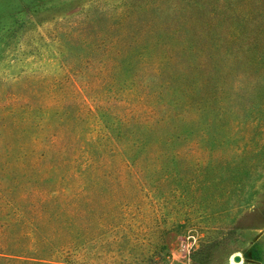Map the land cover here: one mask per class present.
<instances>
[{
    "label": "rangeland",
    "instance_id": "1",
    "mask_svg": "<svg viewBox=\"0 0 264 264\" xmlns=\"http://www.w3.org/2000/svg\"><path fill=\"white\" fill-rule=\"evenodd\" d=\"M0 264H264V0H0Z\"/></svg>",
    "mask_w": 264,
    "mask_h": 264
},
{
    "label": "trees",
    "instance_id": "2",
    "mask_svg": "<svg viewBox=\"0 0 264 264\" xmlns=\"http://www.w3.org/2000/svg\"><path fill=\"white\" fill-rule=\"evenodd\" d=\"M134 100L132 99L130 102V105L128 107V109L130 110V114L133 115V121L136 124H140V125H147L149 123H152L154 121H163V116L161 115L158 111V107L156 105H150L149 102H147L145 108L143 111H140L139 109L136 108V106L134 105ZM138 111V112H137ZM121 149V147H120ZM114 153V157L117 156V152L113 151ZM123 152V150H122ZM126 156V155H125ZM126 161H123L122 163V167L118 168L120 170H122L123 168H126V170H128V173L130 176H136L138 175V166L136 165V161L133 160V162L130 161V159H127L125 157ZM117 171V170H115ZM118 172V171H117ZM122 175L118 172L117 173V178L121 177ZM144 185V183H143Z\"/></svg>",
    "mask_w": 264,
    "mask_h": 264
},
{
    "label": "water",
    "instance_id": "3",
    "mask_svg": "<svg viewBox=\"0 0 264 264\" xmlns=\"http://www.w3.org/2000/svg\"><path fill=\"white\" fill-rule=\"evenodd\" d=\"M233 261L235 263H241L242 262V258H241L240 255H236V256L233 257Z\"/></svg>",
    "mask_w": 264,
    "mask_h": 264
}]
</instances>
